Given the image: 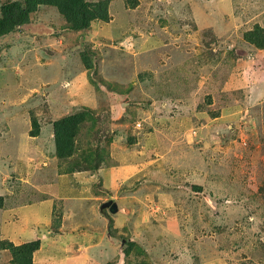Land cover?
<instances>
[{"label": "rangeland", "instance_id": "1", "mask_svg": "<svg viewBox=\"0 0 264 264\" xmlns=\"http://www.w3.org/2000/svg\"><path fill=\"white\" fill-rule=\"evenodd\" d=\"M108 14L75 30L41 4L0 35V264L3 242L35 239L34 264H264V52L243 36L264 30V0ZM63 118L80 121L65 160ZM84 234L86 263H63L59 244Z\"/></svg>", "mask_w": 264, "mask_h": 264}, {"label": "trees", "instance_id": "2", "mask_svg": "<svg viewBox=\"0 0 264 264\" xmlns=\"http://www.w3.org/2000/svg\"><path fill=\"white\" fill-rule=\"evenodd\" d=\"M41 4L53 5L64 16L67 24L71 29H85L94 19L107 21L108 0H14L2 6V16L0 18V35L10 31L15 26L28 21L30 12L34 11ZM245 40L252 43L258 49H264V30L255 22L251 30L243 33ZM85 66H89L85 63ZM80 121H71L69 118H63L53 123L54 132V148L57 156L65 160L73 155L75 150L74 135L76 134L77 126ZM36 123L34 124V126ZM37 126V125H36ZM35 126V127H36ZM38 127V126H37ZM37 133V128H35ZM89 156H87L88 158ZM79 158L72 161L68 168L69 172L76 170L81 166ZM97 168V167H96ZM95 169V168H94ZM85 171L84 169H79ZM1 199V198H0ZM1 205V204H0ZM60 224V218L54 217L52 227L57 230ZM40 240L22 242L13 244L11 241L2 243L1 248L10 250L12 255L11 262L13 264H34L33 254L40 247Z\"/></svg>", "mask_w": 264, "mask_h": 264}, {"label": "crops", "instance_id": "3", "mask_svg": "<svg viewBox=\"0 0 264 264\" xmlns=\"http://www.w3.org/2000/svg\"><path fill=\"white\" fill-rule=\"evenodd\" d=\"M198 1V0H197ZM210 1V0H209ZM212 1H214V0H212ZM236 17V16H235ZM239 17V16H238ZM240 20H242V19H240ZM258 50H262V52H264V49H258ZM46 187H48V186H46ZM45 187V188H46ZM51 199V200H50ZM50 199H48L47 198V195H46V197H44V198H42V199H40V202H39V204L37 203V205L38 206H46L47 208H46V210H45V213H46V221H47V223H48V221H49V217H50V214H52V211H53V208H54V202H53V199L52 198H50ZM62 221V220H61ZM46 223V222H45ZM46 223V224H47ZM61 225H62V223H61ZM61 229V228H60ZM62 232V231H61ZM56 234H60V235H62V233H54V235H56ZM53 235V234H52ZM85 235V238H86V236H88L89 237V239H85L83 242H82V240H79V239H76V240H73V239H71V237H67L66 238V240H65V238L63 239V241L59 244V245H63V246H61V250H63V251H65V258L63 259L62 258V261H63V263H66L67 261H68V259L69 258H71L72 260H73V262H75L76 260L75 259H73V258H76V257H79V258H83L82 259V262H84V263H86V257L84 256L85 254H83L82 253V251H84L85 249L86 250H88V248H89V245H88V243L87 242H93V240H94V242L96 241V236H94V235H92L91 234V236L89 235V234H84ZM41 239L42 240H45V239H47V237H45L44 235L41 237ZM56 239V238H55ZM56 240H60V239H56ZM68 240H69V246H68ZM89 240V241H88ZM78 243H80V246L79 247H73V246H76ZM74 248H76L75 250H74ZM73 252H75L74 254H73ZM37 253H38V251H37ZM89 255V254H88ZM38 256V255H37ZM36 256V257H37ZM34 257H35V254H34ZM39 257V256H38Z\"/></svg>", "mask_w": 264, "mask_h": 264}, {"label": "water", "instance_id": "4", "mask_svg": "<svg viewBox=\"0 0 264 264\" xmlns=\"http://www.w3.org/2000/svg\"><path fill=\"white\" fill-rule=\"evenodd\" d=\"M103 206H107L108 209L110 210V212H116V210H117V205H116V203H113V202H110V201L104 203Z\"/></svg>", "mask_w": 264, "mask_h": 264}]
</instances>
